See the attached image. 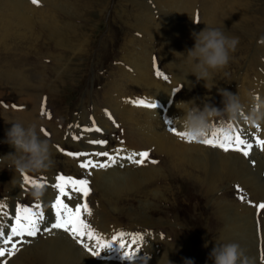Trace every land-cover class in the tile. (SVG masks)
<instances>
[{
  "label": "rangeland",
  "instance_id": "1",
  "mask_svg": "<svg viewBox=\"0 0 264 264\" xmlns=\"http://www.w3.org/2000/svg\"><path fill=\"white\" fill-rule=\"evenodd\" d=\"M153 1L62 0L68 4L69 8H76L78 12L71 16L68 8L60 7L55 16L46 17L49 26L60 29L66 34H63L61 38L50 34L51 27L47 29L43 26L42 21L36 27L34 26L33 35H26V37L21 36V34L29 31L25 28L19 30L14 28L7 34L0 31V70H2L0 71V157L14 153V149L5 142L6 133L11 128V123L24 122L20 119L21 113L26 109V106H29L30 110L33 111L31 115L36 117L38 129L40 131L43 129L49 133V136L46 137L40 132L41 138L49 141L52 151L57 157L53 168L58 172L49 169L56 175L67 169L64 163L74 165L73 168L70 167L73 170L72 173H66V176L83 178L86 175L79 168L77 160L57 150V146H59L64 151L73 153L90 152V150L112 152L117 148L136 152L149 151L150 159L158 161L155 165L146 163L145 166L137 167L122 160L120 164L123 167L120 164L114 165L106 169V172L117 167L125 168L127 165H130L131 169L160 166L165 174L170 171L182 175V178L186 175L192 176L196 180H198L197 177L200 180L205 178L196 165L188 163L186 160H184L185 162L180 160L162 162V155L156 153L153 148L149 149L148 144L142 138L137 137L135 148L130 147L121 112L125 108L134 111L132 113V118H134L132 126L137 131H148V129L153 128V122H156L164 128L166 133L175 138L176 136L169 131V128L175 126L177 130L182 131L176 120L182 118L184 113L177 108V104L171 105L167 115L171 118H166L164 125L161 110V106H165L171 91L174 89H180L172 96L174 103L195 100L196 105L201 108L204 103H209L218 109L223 108L222 97L218 94V89L233 93L240 90V100L249 108L253 102L251 94H255L260 100H264V0H183L186 7L191 10V14H188L190 21L186 29L187 38L186 30L182 28L188 49L194 46L192 34L199 33L207 26L221 29V24L225 25V29L222 30L225 31L226 35L239 39L235 52L230 54L229 65L223 71L216 73L214 82L208 85L210 90L205 87L204 81L195 79L191 85H187L186 81L179 79L177 72V66L180 65L179 60L168 49L164 42L165 39L159 34L161 30L157 33V29L163 28L153 29L151 34L127 29L128 25L136 23L139 12L151 16L152 21L156 24L161 21L173 25L171 18L159 14ZM26 2L31 6H36L31 3V0H26ZM140 2L145 3L149 9L144 10L140 6ZM74 3L79 6V9L74 6ZM207 4H210V8L214 6V9L209 8L211 10L209 14H204L205 9H208ZM42 6L43 4H39L36 7ZM33 14L31 13L29 16L40 18L35 13ZM186 16L183 11L177 15L178 18H186ZM207 16L210 17L211 22L216 20V24L209 25ZM196 21L198 25L194 24ZM138 53L144 55L150 66V75L153 81V86L150 88L141 86L138 68L132 62L140 61L133 59L128 61L130 55L136 56ZM156 70L167 74L170 81L166 82L162 78L156 77ZM13 76L15 78L11 80ZM234 82L239 85L234 87ZM155 88H159V90H155ZM165 88L169 90H165ZM29 91L34 92L31 94ZM137 99L156 102L157 108L149 110L134 106L131 101ZM13 105L17 107L13 108ZM42 106L51 114L52 119L40 116ZM108 114H111L119 127L113 124ZM138 118L143 121L144 125L137 126ZM93 120L96 122V126L103 130L102 133H84L83 138L79 140L71 138L73 134H80V129L75 125L90 127ZM238 124L241 128H245L241 121H238ZM70 125H72L71 128ZM246 129L247 131L244 130L246 135L249 137L255 135L250 129ZM90 139H102L108 143L104 148H101L89 144ZM121 141L124 143L122 144ZM181 143L199 151L207 150L205 148L215 152L219 151L226 159L230 155H239L237 152L229 151L226 153L203 144L194 146L185 142ZM198 145L203 146V148ZM243 158L248 163L252 174L263 181L264 188V162L260 160L259 150L254 148L250 157L245 158L243 156ZM98 159L104 160L106 158ZM251 161L255 163H251ZM47 172L34 173L33 175L40 174L39 177H49ZM173 178L174 186L170 182H157L159 187L164 186L166 190L169 189L165 198L154 200L153 197L146 194L138 196L135 190H131L119 200L120 203L118 199L117 204L114 203L116 206L118 205L119 211L108 204L100 209V203L103 200L101 190H95L91 181L92 193L88 197V202L93 209V215L88 218L89 223L100 232L117 228L116 231L145 233V243L142 245L139 260L133 264H148L150 262L154 264H184L185 260H192L194 264H210L212 260L209 259V243L211 241L213 243L220 242L214 229L218 227L215 220H219V215H213L214 202L211 199L214 201L225 199L234 207L238 206L241 212H243L242 207L252 209L254 226H256L254 235L257 264H264V261L261 260V255L264 254V214H258L257 209L247 202L251 201L253 205L264 202V189L258 194L254 185L247 187V183L243 181L230 179L227 181V178L222 177L219 179L221 188L218 187L214 194L206 195L205 188L199 186V182L195 188H191L189 183L182 182V178L174 176ZM88 179H92V175ZM21 180L22 176L19 173H15L5 164H0V200L7 199L8 203L11 201L14 204L15 196L21 197L23 195ZM49 184H51L50 180ZM145 186L143 184L141 189L145 190L147 188ZM237 186L243 189V193L236 191ZM18 187L22 191H19ZM202 188L203 190H201ZM242 194L246 197L245 202H241L239 199ZM257 194H261V197ZM52 200L48 199L49 203ZM122 208L125 210H121ZM156 208L157 210L153 213ZM144 214H150L158 223L145 224ZM98 216L102 227H99L96 222ZM114 217L123 225L116 227L112 223ZM111 225V229L103 228V226L110 227ZM59 233L68 235L62 231ZM152 234L154 236L150 238L149 235ZM40 238L43 239V235L37 237V239ZM206 244L207 247H205ZM111 250V253L104 251L99 258L94 259L102 264L126 263L121 259V251L118 245H113ZM111 254L118 259H114ZM161 257L162 259H160ZM158 260L160 261L157 262Z\"/></svg>",
  "mask_w": 264,
  "mask_h": 264
},
{
  "label": "bare ground",
  "instance_id": "2",
  "mask_svg": "<svg viewBox=\"0 0 264 264\" xmlns=\"http://www.w3.org/2000/svg\"><path fill=\"white\" fill-rule=\"evenodd\" d=\"M153 2L156 5V10L159 11V14L161 16H166V17L171 18L173 21V25L171 23H165V22H161V21H159V23L156 24L152 21L151 16L149 17L146 13L139 12V14L136 18V23L128 25L127 29H133L134 31H138V32H149V34H151L153 32L152 31L153 29H156L158 27L163 28V29H157V33H159V30H161V32L159 34L161 36H163V38L165 39L164 42L168 46V49L176 56V58L179 60V63L181 64V59L178 58L177 54H180L181 56L186 58L187 50H188V43H187V40L185 39V35L182 33V30L187 29V25L190 21L188 14L189 13L191 14V10L186 7V5L183 3V0H154ZM235 3L237 4V2H235ZM40 4H43V6L39 8L36 6H31L28 2H26V0H0V31L4 32V34H7V33H9V31L11 29H14V28H17L18 30L20 28L21 29L25 28V29H28L29 31L27 33H24V34H21V33H19V34H21L22 37H26V35L30 36L33 33L32 30L34 29V26L36 27L37 24L39 25V23H41V21H42L43 26H45L47 29H50L51 26H49L47 24L46 17L49 15L55 16V14L57 13V11L60 7L68 8L71 12V16H74L78 12V10L76 8H69L68 4L62 2V0H40ZM74 6H76L79 9V6H77L75 3H74ZM140 6L144 10L149 9V7L145 3L140 2ZM207 6H208L207 7L208 9H205L204 14H209V12L211 11L210 9H214V6H212L210 8V4H207ZM62 11H63V9H62ZM180 11H183L186 13V15H187L186 18H182V17L178 18L179 16L177 17V15L180 13ZM31 13L32 14L35 13L40 18L37 19L34 17H30L29 14H31ZM223 13H224V11H223ZM33 16H34V14H33ZM230 16H232V15H230ZM254 18H255V16H254ZM36 20H38V22H36ZM207 22L209 23V25L216 24V20H213L211 22L209 16H207ZM233 23H235V22H233ZM175 25H177V27H175ZM224 26L221 24V29H225ZM233 30H235V29H233ZM50 34L57 35L59 38H61V37H63L64 33L62 31H60V29H55V28L51 27ZM64 35H66V34H64ZM19 37H20V35H19ZM229 37H231V36H229ZM186 38H187V30H186ZM34 39H32V40H34ZM21 48H22V46H21ZM137 55L136 56L134 54L130 55L128 58V61H132V59L135 61H138V60L140 61V62H134V61H132V62H133V65L138 68L139 76L141 79V86H145L146 88H150L153 86L152 77L150 75V66L146 62V59L144 58V55L142 53H138ZM18 61H20V60H18ZM19 67H21V66H19ZM12 69H14V68H12ZM181 70H183L185 72L187 71L183 65L177 66V72L179 74V79L182 81H186L187 85H191L192 82L195 81L196 77L193 75H188L186 78H183V76L181 75ZM0 71H2V70H0ZM5 72L7 74V71H5ZM25 76H26V74H25ZM19 77L21 78L22 76H19ZM14 78L15 77L13 76V78L11 80H13ZM127 78L130 79L129 77H127ZM128 79H127V81H128ZM1 81H3V80H1ZM238 85L239 84L237 82L236 83L234 82V84H233L234 87L238 86ZM31 90H33V89H31ZM155 90H159V88H155ZM165 90H169V89L165 88ZM29 92L31 93V91H29ZM229 92H231L234 95H238L240 93V90L237 92L235 91V93H233L232 91H229ZM172 94H173V91H171L170 96L168 97V100H167L165 106H161L162 120H163L164 125H165L166 118H169V119L171 118L170 116H167L171 105L179 103V102L172 103V99H171ZM242 104H243V102H242ZM244 106H245V112H247L249 107L246 106L245 104H244ZM132 113H134V111L132 109H128V108L127 109L125 108V110L121 112V115L123 116L125 132H126V135L128 136V144L130 145V147L135 148V139L137 137L142 138L148 144L149 149L153 148L156 153L162 155V162L165 161V163H166L168 160H170V161H172V160H180V161L186 160L188 163L190 162L193 165H196L199 172L202 175H204L205 178L200 180V178L197 177L198 180H196L194 177L187 176V175L182 178L181 177L182 175L174 173V172H170V171L167 174H165L160 166L149 167V168L131 169L130 165H127L125 168L117 167V168H115L109 172H106V169L93 170L92 179H90V181H92V185H93L92 187L95 190L96 189L101 190V194L103 197V200L100 203L101 204V206H100L101 208L99 207L100 209H103L104 205L108 204V205L112 206L115 210L119 211L120 210L119 207L117 208L118 205L116 206L114 203L117 202V199L119 201L126 193H128L131 190H135L137 192L138 196H140L141 194H143V195L146 194L149 197H153L154 200L163 199V198H165L167 191H169V189L166 190V187H164V186L159 187L157 182H165V183L170 182L172 184V186H174L172 183V180L174 179L173 176L177 177V178H182L183 179L182 182L189 183V186L191 188H195L199 182V186H203L205 188L206 195L214 194L218 190V187L221 186L219 179L222 177L227 178V181H228V179L243 181V182L247 183V185H246L247 187H252L254 185L258 194L263 191V189H264L263 188V181H260L257 176H254L252 174V171H251L248 163L243 158L242 154L239 153V155H230L228 157V159H226V157L224 155H222L219 151L215 152V151H212V149L209 150V148H205V149H207L205 151H199V150L194 149V148H192V147H190L184 143H181L183 141L178 139L176 136L175 138L178 140L177 141L171 135L166 133L164 131V128L161 125L157 124L156 122L155 123L153 122V126H152L153 128L148 129V131H145V132L137 131L132 126V122L134 121V118H132ZM31 114H33V111L30 110L29 106H27L25 111L24 110L22 111L20 119L22 121H24L22 123L25 126H28L31 123H36L35 115H31ZM18 122H20V121H18ZM241 122L245 126L244 130L247 131L246 128H248L255 135L257 134L254 127H250L249 125L244 123L242 120H241ZM139 125H144L143 121L140 118L137 119V126H139ZM261 131L264 132V122L261 123ZM261 131L259 132V135L261 136V138H264V133H262ZM189 145L197 146V144H189ZM198 146L203 148V146H201V145H198ZM87 149H89V148H87ZM154 150H153V152H154ZM90 152H92V151L90 150ZM259 154H260L261 162H264V152L259 151ZM52 157H53V160L55 163L57 161V159H56L57 157L54 155L53 151H52ZM94 159H97V158H94ZM64 165L67 167V169L62 170L63 172L59 173V174H64V175H66V173L71 174L73 171L72 166H74V165H68L66 163H64ZM70 167H72V168L70 169ZM51 169L58 172V170L54 169L53 167H51ZM47 173L49 174L50 182L54 183L53 182V176L56 174H54L50 170H48ZM76 178H78V177H76ZM143 184H145L146 185L145 187H147L145 190L141 189V186ZM152 187H153V189H152ZM18 190L22 191L19 187H18ZM201 190H203V188ZM222 191H224V190H222ZM260 195H258V196H260ZM54 196H55V191L50 186L44 190V199H46L47 201H48V199H54ZM141 197H143V196H141ZM212 198H213V196H212ZM138 199H140V198H138ZM211 200H212V202H214V206L212 207V209L214 210L213 215L214 216L219 215V220H215V222H217V224H218V227L214 228V229H215L216 235L220 239V242L217 241V242L213 243L211 241L209 243L208 247H209L210 253L216 245L219 246L222 244L236 243V244H239L241 250L244 253V256L248 258L249 264H257L256 249H255L256 248V239H255V235H254L255 234L254 231L256 230V226H254L255 221L253 219L252 209L250 207H245V208L242 207L243 212H241V210L238 206L234 207V205L228 203L227 201H225V199H219V200H215V201L213 199H211ZM119 203H120V201H119ZM139 205H141V204H139ZM106 207H108V206H106ZM131 208H132V206H131ZM123 209L124 208H122L121 210H123ZM133 209L135 210V208H133ZM156 210H157V208L153 211V213ZM143 212H145V211H143ZM146 213H148V212L146 211ZM153 213H151V214H153ZM117 214H119V213H117ZM131 214H132V212H131ZM131 214H129V215H131ZM132 217H133V214H132ZM143 220L146 222L145 224H150V222H154V224L158 223L157 221H155L154 218L151 217L150 214H144ZM96 222H97L99 227H102L99 216L96 218ZM102 223H103V221H102ZM112 223L116 227H117V225H119V226L123 225L121 222H118L117 219H115V217H114ZM119 226H118V228H119ZM4 227L6 229L9 228V226H4ZM103 228L111 229L112 225L110 227L103 226ZM97 229H100V228H97ZM116 230H117V228L116 229L112 228V230L104 231V232L103 231L100 232L99 230H97V231L99 233L103 234L105 236V238H108ZM59 232L60 231L55 230L53 232V234H51V235L45 233L44 235H46L48 238H45V239L40 238L39 242H37L35 244V246L30 247L29 249L25 248V249L21 250L9 263L10 264H37V263H45V264H102L101 262L96 261L95 260L96 258L94 259L87 252H85L81 248V246L78 245L68 235L66 236L65 234H62ZM153 236H154V234L149 235L150 238H153ZM105 251L108 252L109 250H105ZM160 259H162V257ZM170 259H172V258H170ZM159 261L160 260H158L157 262H159ZM168 261H169V259H168ZM165 262H167V261H165ZM141 263H143V262H141ZM160 263H162V262H160ZM148 264H154V263L150 262ZM164 264H166V263H164ZM210 264H214V261L212 260L210 262Z\"/></svg>",
  "mask_w": 264,
  "mask_h": 264
},
{
  "label": "snow or ice",
  "instance_id": "3",
  "mask_svg": "<svg viewBox=\"0 0 264 264\" xmlns=\"http://www.w3.org/2000/svg\"><path fill=\"white\" fill-rule=\"evenodd\" d=\"M33 5L39 6L40 0H31ZM155 75L162 78L164 81H170V77L163 71L156 70ZM180 91L174 89L173 94ZM260 99L259 97H257ZM134 106L143 107L145 109L155 110L157 108L156 102H149L145 99H137L131 101ZM16 108V105L12 106ZM41 116L52 119L51 114L42 106ZM243 115V114H242ZM113 124L116 121L111 114H108ZM70 128L72 125L69 126ZM80 129V134H73V140L83 138L84 133L96 132L102 133V129L96 126L93 120L90 127H81L75 125ZM233 129L231 135H224L221 131H214L204 139L202 144L204 146L220 149L224 152H237L242 154L245 158L250 157L254 148L264 152V138H261L259 132L261 126L254 127L257 135L249 137L246 135L243 128L239 124L230 125ZM169 131L177 136L178 139L185 143H191L186 140V133L179 131L175 126L169 128ZM44 136H49V133L41 129ZM89 144L104 148L107 141L102 139H90ZM123 144L124 142L121 141ZM57 150L61 151L64 155L71 157L78 161V166L86 174L83 178H76L58 174L55 177V182L49 184L45 177L34 178L27 175L22 176L23 191L28 193L33 187H42L44 190L51 187L55 191L54 199L50 202V211L54 215V222L41 227L46 219L45 208L49 207L45 201H34L30 205H24L17 202L12 211H9V205L0 200V219H6L10 222L9 228L6 229L0 225V264H8V261L15 256L24 244H29L32 239L39 234L47 233L53 234L54 230L62 231L68 234L81 248L93 258H99L101 253L105 250H111L113 245H118L121 251V259L126 261L127 264H133L139 260L142 245L145 243V233L126 232L124 230L114 231V234L106 239L105 236L99 233L89 223L88 218L93 215L88 197L92 193L90 187L91 181L88 179L92 175L93 170L108 169L114 165L120 164V161H127L131 165L137 167L145 166L146 163L157 164L158 161L150 159L149 151H128L124 148L114 149L112 152L105 151H92V152H67L57 146ZM106 158L104 160L98 158ZM83 158V159H81ZM97 158V159H94ZM251 163H255L251 161ZM123 167L122 164H120ZM236 191L243 193V189L239 186ZM241 202L246 201L245 195H240ZM77 200L75 204H70L69 201ZM250 205L257 209L258 214H264V202L259 204ZM261 260L264 261V254L261 255Z\"/></svg>",
  "mask_w": 264,
  "mask_h": 264
},
{
  "label": "clouds",
  "instance_id": "4",
  "mask_svg": "<svg viewBox=\"0 0 264 264\" xmlns=\"http://www.w3.org/2000/svg\"><path fill=\"white\" fill-rule=\"evenodd\" d=\"M192 38L194 46L187 50L186 58L177 54L181 59L180 65L187 70L186 72L181 70V75L183 78L193 75L197 81H204L205 87L209 89L208 85L214 82V74L223 71L229 65L230 54L235 52L239 39L229 37L220 28L209 26L199 33H193ZM218 94L222 97V109L209 103H204L201 108L196 105L195 100L176 105L184 113L176 122L179 123L182 132L186 133L185 139L191 141L189 144H202L214 131L231 135L233 129L230 125H236L241 120L250 127H259L264 122V100L258 99L255 94H251L253 102L247 112L239 94L234 95L222 89H218ZM5 142L14 149V153L0 157V164H5L21 176L42 173L54 165L52 146L47 139L41 138L36 123L28 126L21 122L11 123ZM43 194L42 187L31 189V195L37 201ZM209 259L213 260L214 264H249L248 258L236 243L216 245L209 254ZM184 264L194 262L185 260Z\"/></svg>",
  "mask_w": 264,
  "mask_h": 264
}]
</instances>
